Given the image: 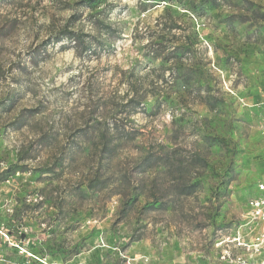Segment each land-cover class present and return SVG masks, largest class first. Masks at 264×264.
I'll list each match as a JSON object with an SVG mask.
<instances>
[{"label":"rangeland","instance_id":"rangeland-1","mask_svg":"<svg viewBox=\"0 0 264 264\" xmlns=\"http://www.w3.org/2000/svg\"><path fill=\"white\" fill-rule=\"evenodd\" d=\"M90 9L0 0V264H264V0Z\"/></svg>","mask_w":264,"mask_h":264},{"label":"built area","instance_id":"built-area-1","mask_svg":"<svg viewBox=\"0 0 264 264\" xmlns=\"http://www.w3.org/2000/svg\"><path fill=\"white\" fill-rule=\"evenodd\" d=\"M260 108H262L261 113V123H260V132L262 135H264V93L263 98L260 103ZM259 191L262 193L260 197L251 199L247 206H248V216L251 220V222H255L258 225H260L259 228V234L257 237V241L261 244H264V183L259 184ZM125 259L129 262L127 264H130V262H135V260H131L125 257ZM137 261H140L141 264H148V259H146L144 256H140Z\"/></svg>","mask_w":264,"mask_h":264},{"label":"trees","instance_id":"trees-1","mask_svg":"<svg viewBox=\"0 0 264 264\" xmlns=\"http://www.w3.org/2000/svg\"><path fill=\"white\" fill-rule=\"evenodd\" d=\"M104 1H106V0H82L83 4H85L88 8H91L92 10H96L95 8H97V6H99ZM90 17L94 18L95 15H90ZM66 34L68 35V38L70 40H72L73 42H76L77 40L80 41V38L77 37L76 34H74L72 32L66 33ZM159 44L161 45V43H159ZM191 48L192 47H190V45L188 48L186 47V52L187 51L190 52ZM182 49H183V47H177L174 49L175 53H173V54L176 56V58L177 57L180 58L179 57V55H180L179 51H182ZM151 52L155 56V54L159 53L160 51H155V52L151 51ZM193 66L194 65H192V67L190 69H188L187 73L184 75V81L181 82V81H178V79H176V84L181 85L183 88H185V90H195L196 88L199 87V81H197L195 79V75L197 73V70H195V67H193ZM152 96H154V95H152ZM156 98H157V100H158V98H160V99L162 98V100L164 101L165 95L164 94L163 95H157ZM210 100L211 99H209V97H208V99L205 101V104L207 106H209L210 108H212V105L210 104Z\"/></svg>","mask_w":264,"mask_h":264}]
</instances>
